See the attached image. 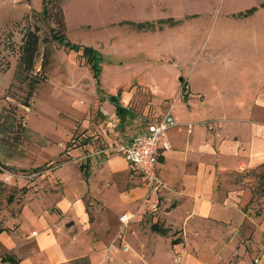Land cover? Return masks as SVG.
Here are the masks:
<instances>
[{
    "label": "rangeland",
    "instance_id": "obj_1",
    "mask_svg": "<svg viewBox=\"0 0 264 264\" xmlns=\"http://www.w3.org/2000/svg\"><path fill=\"white\" fill-rule=\"evenodd\" d=\"M43 1L0 0V224L16 214L28 174L78 165L91 153L87 143L117 155L114 137L99 143L118 121L97 110L108 94L132 113L147 110L146 123L155 104L184 103V81L203 92L213 82L222 104L258 108L264 0H47L48 14ZM28 30L39 41L26 71L19 55ZM242 181L253 216L264 210V167ZM253 249L245 264H264Z\"/></svg>",
    "mask_w": 264,
    "mask_h": 264
},
{
    "label": "crops",
    "instance_id": "obj_2",
    "mask_svg": "<svg viewBox=\"0 0 264 264\" xmlns=\"http://www.w3.org/2000/svg\"><path fill=\"white\" fill-rule=\"evenodd\" d=\"M181 83L184 103L154 105L152 119L168 111L176 123L155 166L165 187L148 192L120 155L87 143L78 165L28 174L16 214L0 224V264H245L254 244L264 256V210L248 213L251 192L240 184L264 167V91L255 108L222 104L213 82L208 92ZM115 97L97 107L118 118L109 138L101 131L103 145L128 142L152 120ZM124 213L133 214L126 226Z\"/></svg>",
    "mask_w": 264,
    "mask_h": 264
},
{
    "label": "built area",
    "instance_id": "obj_3",
    "mask_svg": "<svg viewBox=\"0 0 264 264\" xmlns=\"http://www.w3.org/2000/svg\"><path fill=\"white\" fill-rule=\"evenodd\" d=\"M175 124L171 114L166 111L150 120L145 132L137 134L126 143H119L112 149L126 161L131 174L140 176L148 192H157L165 187V182L156 173L155 166L161 150L167 148L166 131ZM132 218V213H124L118 220L122 226H126ZM123 250H127V245Z\"/></svg>",
    "mask_w": 264,
    "mask_h": 264
},
{
    "label": "trees",
    "instance_id": "obj_4",
    "mask_svg": "<svg viewBox=\"0 0 264 264\" xmlns=\"http://www.w3.org/2000/svg\"><path fill=\"white\" fill-rule=\"evenodd\" d=\"M46 1H43V10L42 12L44 14H48L49 9L46 6ZM60 14V11H59ZM53 38H58L61 39V35H54ZM38 35L35 31L33 30H28L22 40V44L20 46V55H19V65L23 70L29 71L33 67V60L35 56V52L37 50V45H38ZM96 73V72H95ZM184 91V85L181 88V93ZM109 101L116 103V97L114 95L109 96Z\"/></svg>",
    "mask_w": 264,
    "mask_h": 264
}]
</instances>
